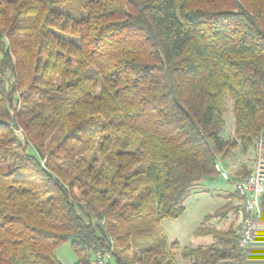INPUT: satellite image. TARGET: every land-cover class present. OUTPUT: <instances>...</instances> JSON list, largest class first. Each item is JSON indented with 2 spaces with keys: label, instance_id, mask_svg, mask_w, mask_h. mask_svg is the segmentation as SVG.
<instances>
[{
  "label": "trees",
  "instance_id": "1",
  "mask_svg": "<svg viewBox=\"0 0 264 264\" xmlns=\"http://www.w3.org/2000/svg\"><path fill=\"white\" fill-rule=\"evenodd\" d=\"M263 132L264 0H0V264H243L235 189L207 244L162 223Z\"/></svg>",
  "mask_w": 264,
  "mask_h": 264
},
{
  "label": "rangeland",
  "instance_id": "2",
  "mask_svg": "<svg viewBox=\"0 0 264 264\" xmlns=\"http://www.w3.org/2000/svg\"><path fill=\"white\" fill-rule=\"evenodd\" d=\"M92 70H88V74H91ZM224 128L220 134V137L224 140H228L232 137L233 133V116L230 109V102L225 103V113H224ZM261 143L264 146V132L261 139ZM253 153H236L235 151L229 155L228 162H230L229 169L226 171L229 175L242 171V165L247 164L252 166L255 160L256 149L249 150ZM221 192L223 195L218 196L215 194L216 190ZM234 187L227 182L218 181H206L199 188L194 190L191 195L185 200V212L177 220H165L162 223V228L169 240H175L179 243L180 247H195L200 244L209 243V237H196L195 231L198 227H201L202 219L207 214H214L222 205L226 204L225 194L228 192H233ZM214 191V192H213ZM238 202V201H237ZM234 200V203H237ZM227 209V208H225ZM229 209V208H228ZM226 221H217L211 219L209 222V227L216 230L227 229L233 224V214L231 211L227 213ZM237 229V228H236ZM237 233V231H236ZM55 257L61 264H76V256L70 246V243H64L55 250ZM96 258L91 259L92 264L95 263ZM176 260L178 264H189L188 262L182 260L180 253H177ZM106 262V261H105Z\"/></svg>",
  "mask_w": 264,
  "mask_h": 264
},
{
  "label": "built area",
  "instance_id": "3",
  "mask_svg": "<svg viewBox=\"0 0 264 264\" xmlns=\"http://www.w3.org/2000/svg\"><path fill=\"white\" fill-rule=\"evenodd\" d=\"M222 180L229 176L217 163L214 166ZM240 197L236 211L238 247L243 264H264V213L261 203L264 195V146H258L251 173L234 185ZM97 264H102L98 261Z\"/></svg>",
  "mask_w": 264,
  "mask_h": 264
},
{
  "label": "crops",
  "instance_id": "4",
  "mask_svg": "<svg viewBox=\"0 0 264 264\" xmlns=\"http://www.w3.org/2000/svg\"><path fill=\"white\" fill-rule=\"evenodd\" d=\"M230 162L226 161V165H228L226 168L229 169L230 166H229Z\"/></svg>",
  "mask_w": 264,
  "mask_h": 264
}]
</instances>
